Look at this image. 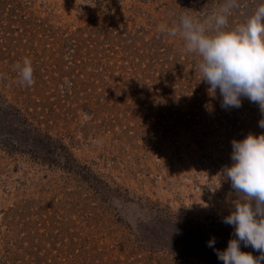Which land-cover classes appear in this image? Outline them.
<instances>
[{"label":"rangeland","instance_id":"1","mask_svg":"<svg viewBox=\"0 0 264 264\" xmlns=\"http://www.w3.org/2000/svg\"><path fill=\"white\" fill-rule=\"evenodd\" d=\"M221 3L0 0V264H223L237 197L222 170L261 113L222 108L159 30ZM241 4L230 27L264 0ZM24 57L32 87L11 82Z\"/></svg>","mask_w":264,"mask_h":264},{"label":"clouds","instance_id":"2","mask_svg":"<svg viewBox=\"0 0 264 264\" xmlns=\"http://www.w3.org/2000/svg\"><path fill=\"white\" fill-rule=\"evenodd\" d=\"M242 6L241 0H222L211 15L201 21L188 12L179 15L178 23L160 25L166 38L181 37L183 52L199 57L196 71L208 91L222 96L221 107L238 109L242 98L258 105L264 129V4L235 27L229 17ZM11 71L18 86L35 84L34 67L29 57L17 61ZM7 79V74L0 73ZM231 166L222 170L223 181H230L237 199L222 222L234 227V238L216 255L223 264H264V133L249 134L232 141ZM213 237L208 247L214 248ZM241 243L260 253L259 257L241 250Z\"/></svg>","mask_w":264,"mask_h":264}]
</instances>
